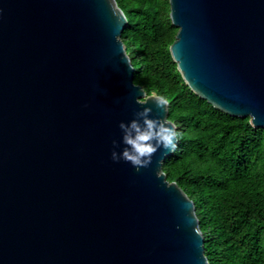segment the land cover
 I'll return each mask as SVG.
<instances>
[{"label": "water", "instance_id": "1", "mask_svg": "<svg viewBox=\"0 0 264 264\" xmlns=\"http://www.w3.org/2000/svg\"><path fill=\"white\" fill-rule=\"evenodd\" d=\"M114 3L0 0V264H209L173 151L139 172L111 158L136 111L175 125L135 82ZM169 3L186 84L264 127V0Z\"/></svg>", "mask_w": 264, "mask_h": 264}, {"label": "trees", "instance_id": "2", "mask_svg": "<svg viewBox=\"0 0 264 264\" xmlns=\"http://www.w3.org/2000/svg\"><path fill=\"white\" fill-rule=\"evenodd\" d=\"M134 80L166 95L180 133L163 169L193 199L209 264H264V127L197 95L170 53L169 0H117Z\"/></svg>", "mask_w": 264, "mask_h": 264}, {"label": "clouds", "instance_id": "3", "mask_svg": "<svg viewBox=\"0 0 264 264\" xmlns=\"http://www.w3.org/2000/svg\"><path fill=\"white\" fill-rule=\"evenodd\" d=\"M108 3L111 8H115L114 0H108ZM125 58L131 66L126 56ZM150 101L155 104L157 109L168 111L170 101L166 95H157L153 92ZM136 103L147 105L149 102L145 104L141 99H137ZM152 112L151 107H144L134 113V118L130 122H120L119 128L122 132V140H113L112 142L111 158L114 162L120 160L130 162L139 172L141 169L151 166L152 158L157 151L161 149L165 153L176 151L180 136L177 128L167 118H151ZM120 143H123L124 148L122 152H117L116 149L120 147Z\"/></svg>", "mask_w": 264, "mask_h": 264}]
</instances>
